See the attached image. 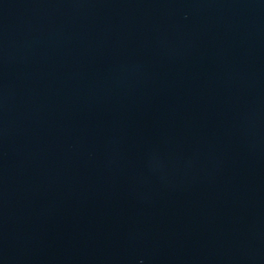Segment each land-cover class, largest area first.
<instances>
[{
    "label": "water",
    "instance_id": "obj_1",
    "mask_svg": "<svg viewBox=\"0 0 264 264\" xmlns=\"http://www.w3.org/2000/svg\"><path fill=\"white\" fill-rule=\"evenodd\" d=\"M0 264H264V0H0Z\"/></svg>",
    "mask_w": 264,
    "mask_h": 264
}]
</instances>
